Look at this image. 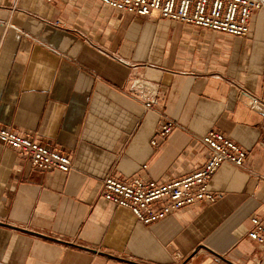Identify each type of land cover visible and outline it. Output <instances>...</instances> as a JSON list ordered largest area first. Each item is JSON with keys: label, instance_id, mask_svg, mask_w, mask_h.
Listing matches in <instances>:
<instances>
[{"label": "crops", "instance_id": "crops-1", "mask_svg": "<svg viewBox=\"0 0 264 264\" xmlns=\"http://www.w3.org/2000/svg\"><path fill=\"white\" fill-rule=\"evenodd\" d=\"M135 77L159 88L150 110L130 94ZM254 99L264 107V11L236 38L95 0H0V125L72 161L43 171L0 144V264H264L248 238L264 218ZM166 119L177 128L157 138ZM210 131L246 152L243 168L225 162L211 178L214 204L145 226L100 197L109 175L191 174Z\"/></svg>", "mask_w": 264, "mask_h": 264}, {"label": "built area", "instance_id": "built-area-1", "mask_svg": "<svg viewBox=\"0 0 264 264\" xmlns=\"http://www.w3.org/2000/svg\"><path fill=\"white\" fill-rule=\"evenodd\" d=\"M95 1L108 9L128 15L158 17L236 38H246L253 13L264 11V0ZM130 94L140 101L144 110H150L158 103L159 88L141 77H135L131 82ZM253 107L262 111L264 132V107L259 105L257 99L253 101ZM176 128L173 121L166 119L162 121L155 136L164 139ZM196 141L204 147L207 155L202 165L191 174L164 181L144 176L123 179L118 175H109L102 180L100 197L129 210L145 226L186 207L201 203L214 204L217 197L208 189L211 178L225 162L243 168L246 152L229 137L217 131H210ZM0 144L27 157L31 166L36 169L61 173H68L72 169L71 158L66 153L2 125ZM152 145H155V140ZM142 168L145 169V166ZM248 238L264 255V218L251 219ZM178 264L190 263L184 261Z\"/></svg>", "mask_w": 264, "mask_h": 264}]
</instances>
